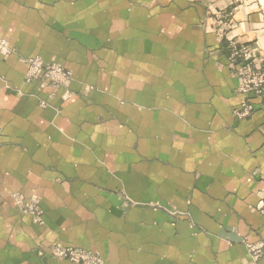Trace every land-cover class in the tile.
<instances>
[{
    "label": "crops",
    "instance_id": "0c3cea01",
    "mask_svg": "<svg viewBox=\"0 0 264 264\" xmlns=\"http://www.w3.org/2000/svg\"><path fill=\"white\" fill-rule=\"evenodd\" d=\"M0 37V264H75L55 243L105 264H264L249 249L264 243V100L239 90L230 48L264 66L258 2L0 0ZM35 57L71 79L27 82ZM18 193L40 198L42 225Z\"/></svg>",
    "mask_w": 264,
    "mask_h": 264
},
{
    "label": "built area",
    "instance_id": "2783aa9c",
    "mask_svg": "<svg viewBox=\"0 0 264 264\" xmlns=\"http://www.w3.org/2000/svg\"><path fill=\"white\" fill-rule=\"evenodd\" d=\"M233 12L227 10H219L215 14L214 23L216 24L217 34L223 38L225 29L223 24L227 25L229 16ZM231 62L239 63L238 77L239 90L242 92H253L260 95L264 99V66L258 67L257 61L260 59L256 56L255 49L246 45H241L238 42L231 40ZM0 51L4 56H9L13 52L6 39L0 37ZM29 69L26 74L27 82L39 80H48L56 87L65 86L71 79L72 73L63 64L59 62H44L39 57L28 60ZM70 97L69 94H66ZM42 105H46L45 102ZM242 110L236 111L239 116H248L252 111V106L244 103ZM17 207L24 213H28L35 218L39 224H43V210L40 206V198L33 196L26 199L21 193L14 196ZM264 213V206L260 207ZM251 254L255 259L264 254V243L251 244L249 246ZM51 254L60 260H69L77 264H105L104 258L97 252L85 250L76 247L61 246L57 243L51 246Z\"/></svg>",
    "mask_w": 264,
    "mask_h": 264
},
{
    "label": "rangeland",
    "instance_id": "374dc122",
    "mask_svg": "<svg viewBox=\"0 0 264 264\" xmlns=\"http://www.w3.org/2000/svg\"><path fill=\"white\" fill-rule=\"evenodd\" d=\"M254 1H256V2H258L260 5H261V7L264 9V0H254ZM231 11V10H230ZM229 11V12H230ZM232 12V11H231ZM217 13V11H215V12H213L212 13V15H214L215 16V14ZM233 15H234V12H233V14H231L230 16H229V21L228 20H226L227 21V25L226 24H223L222 25V28L223 29H225V34H224V36H223V38H225L226 37V35H227V33H228V31L230 30V28H231V25H232V17H233ZM213 26H214V28L216 29V24L214 23V21H213ZM216 32H217V29H216ZM255 49V48H254ZM257 49H255V53H256V56L258 57V54H257ZM264 100V99H263ZM68 247H70V246H68ZM86 250V249H85ZM92 251V250H91ZM98 253V252H97ZM100 254V253H99ZM101 255V254H100ZM102 256V255H101ZM103 257V256H102ZM104 258V257H103ZM104 261H105V259H104ZM74 263V262H73ZM75 264H77V263H75Z\"/></svg>",
    "mask_w": 264,
    "mask_h": 264
}]
</instances>
